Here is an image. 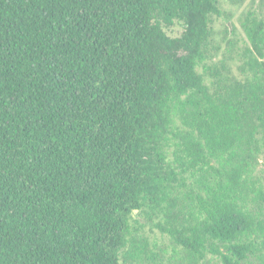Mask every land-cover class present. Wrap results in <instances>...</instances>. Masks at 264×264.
Here are the masks:
<instances>
[{"label": "trees", "instance_id": "16d2710c", "mask_svg": "<svg viewBox=\"0 0 264 264\" xmlns=\"http://www.w3.org/2000/svg\"><path fill=\"white\" fill-rule=\"evenodd\" d=\"M257 8L238 80L219 0H0V264H137L135 211L177 264H264Z\"/></svg>", "mask_w": 264, "mask_h": 264}, {"label": "rangeland", "instance_id": "374dc122", "mask_svg": "<svg viewBox=\"0 0 264 264\" xmlns=\"http://www.w3.org/2000/svg\"><path fill=\"white\" fill-rule=\"evenodd\" d=\"M222 16L213 20L211 24V39L207 48L209 59L206 64L220 66L221 62L229 71V75L235 79H242L241 66L243 67V49L247 47V41L242 29L243 15L247 11L257 10L259 0H219ZM171 37L181 34L182 28L174 26L166 30ZM202 68H199L201 71ZM259 165L255 175L264 181V155L259 156ZM135 220L144 226L139 227L131 223L128 239L136 244V248L145 250L141 253V260L137 264H177V246L164 233L153 228L151 223L132 213ZM128 242L127 249L130 248ZM207 264H218L216 259L209 256Z\"/></svg>", "mask_w": 264, "mask_h": 264}]
</instances>
